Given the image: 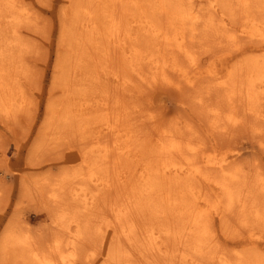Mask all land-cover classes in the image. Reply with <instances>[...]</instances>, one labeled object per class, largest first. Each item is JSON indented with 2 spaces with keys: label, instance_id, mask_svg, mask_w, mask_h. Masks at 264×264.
<instances>
[{
  "label": "rangeland",
  "instance_id": "obj_1",
  "mask_svg": "<svg viewBox=\"0 0 264 264\" xmlns=\"http://www.w3.org/2000/svg\"><path fill=\"white\" fill-rule=\"evenodd\" d=\"M193 1L194 13L201 14L202 21L193 34L188 31L191 25L185 26L186 48L189 53L188 56L178 54L183 76H170L179 87L164 86L158 81L157 84L140 82L131 71L126 72L131 93L124 97L125 103L129 104V117L125 123L132 132V139L128 144V156L124 160L135 174H145L148 182L155 185L154 196L142 193L143 197H139L140 203L153 201L159 206L150 212L143 210L144 205H139L137 213L142 217L145 226L157 228L161 224L166 225L168 221L173 225H180L178 223L181 221L179 216L183 213L182 208L179 210L178 207H167L176 216L172 215L169 219L164 213L163 190L166 186L163 185L162 189L161 184L166 176L161 161L172 163V157L156 155L153 145L158 135H161L156 131L157 125L167 130L171 128L173 139L182 146V155L174 156V164L184 165L190 160L203 174L197 179L184 174L180 176V185H175L169 180L166 182L170 183L168 192L171 199L180 193H200L205 196L206 199L200 198L198 204L207 215L208 226H205L202 232L197 231L194 236H211L214 251L230 257L229 259L242 252L250 258L253 257L252 254H256L255 257L258 256L262 260L264 219L257 220L255 215H251L250 209L243 217L239 214L240 209L237 206L231 209L223 208L224 197L212 181H220L221 178L223 180L235 173L237 177L232 186L240 191V197H244L247 193L251 196L250 192H255L252 187L257 175L264 179V0H246L244 4H240V0ZM15 2L19 20H3L0 24V31L16 45L14 55L19 65L17 67H20L16 71L19 96L14 103L15 112L7 119L0 110V245L10 228L14 226L16 230L25 226L31 229L33 239L40 241V248L50 246L54 237L61 236L64 245L56 264H106L113 241L110 240L113 229L106 228L107 222L112 219L108 207L101 205L95 215L82 220L88 222V236L85 235L88 240L71 246V238L52 223L53 215L56 217L62 211L45 197V190L48 191L46 183L58 180L67 171L81 175L74 183L93 188L87 176L90 171L88 164L94 159L97 160L100 149L113 141L110 134L102 131L108 118L101 101L104 98L101 84H109L108 95L110 98L115 97V85L109 75L111 71L116 70L117 53H114V45L110 44L107 56L100 51L92 57L85 53L81 65L66 79V83L71 86L68 87L70 91L67 92L62 84L66 69L71 71L70 59L77 56L68 30L62 32V28H68L69 22L76 17H83L84 21L92 19L97 43L109 44L112 42L108 34L112 24L109 18L111 4L108 0H86L89 12H85L77 9L82 0ZM123 3L121 15L126 28L134 34V38H141L138 43L133 42L136 47L130 46L132 52L125 57L132 58H127V66L137 65L149 79L152 74H156L157 65L148 61L145 43L154 40L159 46L162 45V33H155V30L165 27V17L160 16L157 10V0H125ZM183 3L188 4L187 0H183ZM206 20L213 22V29L207 30L204 27ZM260 33L263 34L262 37H255ZM154 61L156 62L155 59ZM252 69L256 73L258 70L260 72L259 84L254 78H248L249 75H246L248 70ZM233 70H237L234 71L237 73L232 75ZM96 72L103 73L104 79L99 80L95 76ZM246 76L250 82L241 78ZM220 82L227 83V86L221 85ZM230 85L237 86L238 90V95L232 102L227 99ZM245 91L252 92L254 94H251L257 97L253 109L245 100ZM136 108L140 110V115ZM215 109L220 111L218 118L212 113ZM230 112L234 113V121L226 119ZM151 114L155 117V123L147 120ZM67 116H70L71 120L74 118L69 130L68 127L66 130L61 129V134L51 132L55 127L49 132L45 130L48 119L51 124H58ZM215 119L219 121L216 123ZM141 144H145L144 149ZM136 145L140 147L136 148ZM225 179L228 181V178ZM40 181H44L45 186L43 183L37 185ZM69 188L71 191L76 186L73 184ZM258 198L264 200V196ZM66 202L70 203L69 200ZM205 230L209 232L206 233ZM72 231L74 232V228ZM182 243L181 246L176 243L171 246L175 256L169 258L167 264H180V261H184V264H218L211 258L198 259L194 251H191L192 248L186 247L189 242ZM3 252L0 264H30L24 258H19V253L13 248H4ZM121 252L120 264L149 263L148 257L139 256L136 250L128 245L124 244Z\"/></svg>",
  "mask_w": 264,
  "mask_h": 264
},
{
  "label": "bare ground",
  "instance_id": "obj_2",
  "mask_svg": "<svg viewBox=\"0 0 264 264\" xmlns=\"http://www.w3.org/2000/svg\"><path fill=\"white\" fill-rule=\"evenodd\" d=\"M82 1V4H80L82 7L79 6V8L77 9H82L85 12H89L87 6L88 2L86 3V0ZM108 1L110 2L112 7L109 13V18L112 24L110 30L108 31V34L111 37L113 43H97L94 33L95 29H93L92 26L94 20L89 18L88 20L84 21L85 18L83 19V17H76L71 22H69L68 28H62V32H65V29L68 30V36L70 37L71 42L74 44V49L76 51L75 53H77L76 57L74 56V58L70 59L71 64L69 69H71V71L69 72L68 69H66V75H64L65 77L62 84L65 85L66 91L69 92L70 88L68 87L71 86L66 83V79L69 76L71 77V72L74 71L76 67L81 65L80 63L82 62V58L85 53H88V56L91 55L92 57L93 54H96L100 51L102 54L107 56L110 51V44L114 45L113 49L116 51L114 53H117V56H115L116 70L111 71L109 75L111 76V82L115 85V97L110 98L108 95L107 90L109 88V84L108 86L104 83L101 84L102 90L104 92V98L101 101L103 103V110L106 118H108L106 126L104 127V129H102V131L110 134L113 141L108 145H104L98 153V159H94L88 164L90 171H88L87 176L90 178V184L93 188L74 183L80 174L70 171L64 172L60 178L59 176H57V178H59L58 180H52V183H46L48 191H46L47 189L45 190L47 195L45 197H47L48 200L52 204H54V206L61 208L62 211V213L56 217H54V215L52 214V223L54 224V226L59 228V230L65 232V235L71 238L69 243L71 246H74L76 244L80 245V243L86 242V240H88V222L86 220H82L85 219V217L93 216V214L95 215V212L98 210L99 206H107L112 219L107 222L106 228L107 230L113 229L112 236L110 237V240L113 241L109 249L108 257L106 259L107 263L104 262L106 264H120L119 256L124 244L128 245L131 248H134L139 256L148 257V264H167V262H169V258L175 256L173 254L174 250L171 248V246H173L175 243L181 246V243L183 241L189 242V244H186V247L192 248L191 251H194L193 253L198 257V259L201 258L207 260L208 258H211L213 260H216L218 264H264V258L261 260L258 256L255 257L256 254H252L251 256L253 257L250 258L248 257L247 253V255H245V253L242 254V252H238L237 255H234L233 259H229L230 257L227 258L220 255V252L216 253L214 251L215 249H213L212 247L210 234V237H207L206 235L204 236L207 238L202 237V235H199L200 238H198V235H196V237L194 236L197 231L202 232L205 226H208V221H206L207 215H205L206 213L200 208L198 204L200 198L206 199L205 196L200 193H194L190 195L188 193L187 195L180 193L179 196L171 199V194L168 192L170 183L166 182H168L169 180L172 181L175 185H180V183L182 182V178H180V176L184 174L192 175L194 179L201 178L203 174L201 173V171H198V169L195 168L190 160H188V162H186L184 165H177L178 163L174 164L173 158H176L174 156L178 154L182 155V146L179 142H177V140L173 139L174 137L171 128H168L167 130L160 126L158 127L157 125L156 131L161 135H158L159 137L156 138V140L153 142V145L155 147L154 150L156 155H160L162 157H172V163H165V161L161 159V165H163L164 168V176H166V179H163L165 182L163 181V183L161 184V187L163 185L166 186L165 190H163V194L165 197L164 213L165 215H168L169 219L172 218V215H174V213L167 207H178L179 210H181L180 208H182L183 213L179 216V219L181 221H179L178 223L180 225H176L177 223L175 224L174 222L173 223L175 225H173L170 221H168L169 224H161L157 226V228H154L150 225L145 226L142 217L138 215L137 212L139 209V205H144L143 210L150 212L155 211L159 206H157V203L155 204L153 201H149L148 203L146 202L147 204L140 203L139 197H143L142 193L147 194V196H154L155 193L153 194V191L155 192V185H152L151 182H148V177L145 176V174H142L141 176L135 174V172L127 165V162H125L124 160V158L126 159V157L128 156V149H130L128 144L132 139V132L129 130V126H126L125 123V121L129 117V104L127 105L125 103L126 99L124 97L125 95L131 93V86L129 85V80L126 77V72L131 71L133 76L136 77L140 82L146 81L153 84H155L154 82H156L157 84L158 81L161 84H164V86L168 85L178 88L179 85L174 83L170 76L171 74H175L176 76H179V78H182L183 76V70L180 61L178 60V54H187L186 56H188L189 53L186 48L187 41L185 26L186 24H190L191 29H189L188 31H190V34H193L197 30L196 27L198 26V24L201 23L202 18L201 14L194 13L195 4L193 0H187V5L183 3V0H157V10H159L160 16L162 15L165 17V27H160L159 29L155 30V33H162V45L159 46V44L156 43V41L154 42V40H149L146 41L147 43H145L147 52L146 56L148 58V61L154 62L157 65L156 74L153 75L151 73L152 75L148 79L144 76L142 71L138 69L137 65L129 64L127 66V58L131 59L132 57L125 56H128V54L132 52L130 46L133 45V42L138 43L139 41H141V38H136L137 36L134 38V34H132L126 28L125 20H123V16L121 15L122 5L124 4L123 1L125 0ZM245 2L246 0H240V4H244ZM115 6H117V8ZM16 11L17 6L15 0H0V24L3 20L11 19L13 22L18 21V14L16 13H19V11ZM213 25V22L207 21L204 27L207 30H210L213 29ZM262 35L260 33L255 35V37H262ZM135 45H133L132 47H136ZM15 47L16 45L14 44V42L11 41L5 33L0 31V110L4 112V115L7 116V119H9L8 117H10L12 114H14V103L19 96L18 89L16 88V81L18 78V76L16 75V71L18 68L20 69V67H17L18 64L16 62V55H14L16 53ZM154 59L156 60V62L154 61ZM245 66L246 65H244V67ZM234 71L237 70H233L232 75L237 73ZM245 72L247 71H244V73ZM248 72L249 73H246V75H249L248 78H254V80L259 84L261 80V77H259L258 74L260 73L259 70L258 73H256V71L253 69L250 71L248 70ZM145 73L147 74V72ZM95 76H97L99 80L104 79L103 73L96 72ZM241 78H243L245 81L249 80L247 76ZM184 80L187 82L185 78ZM222 84L223 86H227V83L222 82L221 85ZM252 84H254V82ZM236 87L234 85H230L229 87L227 99L231 102L238 95V90ZM247 88L249 89V87ZM262 89L264 90V88ZM251 93L252 92L244 93V97L246 98L247 94V99L245 100L248 101L247 103H249V107L253 109L256 105L257 97H254V95H252L254 93ZM65 99H67V97H65ZM135 110L138 114L141 113L137 108ZM212 113L216 116V118L220 116L219 109H215L214 111H212ZM69 117L67 116L66 119L61 122L59 120V125L51 124L48 119L45 124V130L47 129L49 132L53 129V127H55L51 132H55L56 134H61L60 130H66L67 127L69 130L72 121H74V118L71 120ZM139 117L141 118V116ZM226 119L228 121H234V113L230 112L227 115ZM147 120L149 122L155 123V117L152 114L148 116ZM214 121L217 123L219 120L215 119ZM232 125H234V123H232ZM99 138H101V136ZM138 146L136 145V148ZM140 146L143 149L145 148V144H141ZM150 147L152 148V146ZM151 148L149 152L151 151ZM183 148L185 147L183 146ZM139 150H141V148ZM191 150L193 151L192 148ZM169 161L171 160L169 159ZM236 177L237 174L231 173L230 175L225 177L228 178V181L225 178L223 180L221 178L220 181H212V183L220 190L221 194L224 197V202L222 200L224 204L223 208L231 209V207L234 208L235 206H237L240 209L239 214L243 217L246 213H249L248 209H250L251 215H255V218L257 220H262V218L264 219V200L263 198L257 199V197L264 196V179L261 176L257 175L252 187V190H254L255 192H250L251 196L249 193H247L244 197H240V191L235 190V188H233L234 185L232 184L233 181H236ZM205 180L210 181L209 179ZM40 183H43L42 185L45 186L44 181H40L39 183H37V185H39ZM73 184L76 186V188H73L71 189V191H69V186ZM157 186H159V184H157ZM240 187L242 188L243 185H241ZM162 189L164 188L162 187ZM65 197H67L68 199H66ZM67 200L70 201L69 204L66 202ZM99 216L101 217V215ZM72 228H74V232L72 231ZM262 229L264 231V224L262 226ZM205 231L207 233L208 230ZM91 240H93V238ZM1 244L0 259L2 258L4 253L3 249L5 248L6 250L9 247L10 249L13 248L17 253H19V258H24L25 260L30 262V264H56V261L59 260L60 255H62L61 247L62 245H64V241L62 240L61 236H56L53 238L51 245L47 246L46 248L44 247V250V248H40L42 245H40V241L33 239L31 229H28L25 226H21L20 228L15 230V227L13 226L8 232H6ZM262 256L263 255H261V258ZM60 261H62V259ZM176 262H178V260ZM183 262L180 261V264Z\"/></svg>",
  "mask_w": 264,
  "mask_h": 264
}]
</instances>
